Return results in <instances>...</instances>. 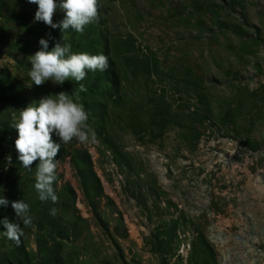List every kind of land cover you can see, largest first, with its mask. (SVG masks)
Instances as JSON below:
<instances>
[{"label":"rangeland","instance_id":"374dc122","mask_svg":"<svg viewBox=\"0 0 264 264\" xmlns=\"http://www.w3.org/2000/svg\"><path fill=\"white\" fill-rule=\"evenodd\" d=\"M97 5L66 39L71 52L92 46L115 61L116 90L32 84L27 58L61 33L34 22L27 0H0V219L22 227L19 243L0 235V264H264V0ZM82 35L84 51L73 47ZM60 91L77 93L95 139L61 145L52 203L33 187L38 161L20 167L12 125Z\"/></svg>","mask_w":264,"mask_h":264},{"label":"clouds","instance_id":"9594fccd","mask_svg":"<svg viewBox=\"0 0 264 264\" xmlns=\"http://www.w3.org/2000/svg\"><path fill=\"white\" fill-rule=\"evenodd\" d=\"M27 3L37 6L34 22H43L51 29H59L62 41L54 43L49 50L48 39H38L39 50L27 58L31 65L27 72L29 80L37 86L46 81L56 85H62L66 80L75 81L79 91H83L84 84L80 82L86 71H105L108 68V58L103 53L93 55L71 52L66 33L70 29L77 33L82 32L85 25L97 19V0H27ZM56 10L62 11L64 16L54 23L52 17ZM76 96L75 91L70 94L60 91L42 96L38 101L19 110L18 117H14L12 127L17 133L14 140L16 158L20 167L29 171L32 169L29 166L38 161L33 187L40 201H57L53 189L57 163L54 158L61 145L73 139L79 143H88L95 139L94 131L86 124L88 114L83 105L77 102ZM6 159L11 162L10 156ZM8 204L9 201L0 195V207ZM11 207L23 226L31 224L32 217L27 203L23 200L12 201ZM49 215L55 216L56 208H50ZM0 226L4 229L0 231V235L19 243L22 235L19 224L9 222L5 217L0 219Z\"/></svg>","mask_w":264,"mask_h":264},{"label":"trees","instance_id":"16d2710c","mask_svg":"<svg viewBox=\"0 0 264 264\" xmlns=\"http://www.w3.org/2000/svg\"><path fill=\"white\" fill-rule=\"evenodd\" d=\"M86 35V33H84ZM81 35V33H80ZM84 35L82 36H79L76 40H75V44H73V47L77 48V49H80L82 51H84V46H85V41L87 39V37H83ZM101 40V37L98 36L96 37L95 41L97 43H99ZM93 43V41H92ZM82 53H86L85 51L82 52ZM89 54H99L97 50L95 49H92V46H91V49L88 51ZM107 58H108V68L103 71V72H100V71H94V72H87L86 71V75L84 77V79L80 82V83H83L84 84V88H89L91 84H94V85H99L98 88H101V85H106V88L107 87H110L111 89H117L118 88V83H119V75H118V72H117V64L115 63V61L105 55ZM105 88V89H106ZM115 90H112L115 91ZM106 92H109V91H106ZM105 92L103 91L102 95H104ZM109 94L111 95V92H109ZM59 227H60V232H59V238L62 239L64 238L65 236V230L63 229V227H61V225L59 224ZM199 241L200 242H203V244L205 245H208L207 243H205V238L204 236H200L199 238Z\"/></svg>","mask_w":264,"mask_h":264}]
</instances>
